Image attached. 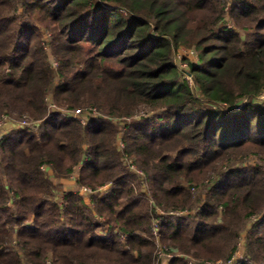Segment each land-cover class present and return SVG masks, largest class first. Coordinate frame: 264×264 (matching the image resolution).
<instances>
[{
  "label": "trees",
  "instance_id": "1",
  "mask_svg": "<svg viewBox=\"0 0 264 264\" xmlns=\"http://www.w3.org/2000/svg\"><path fill=\"white\" fill-rule=\"evenodd\" d=\"M3 114L0 264H264V0H0Z\"/></svg>",
  "mask_w": 264,
  "mask_h": 264
},
{
  "label": "rangeland",
  "instance_id": "2",
  "mask_svg": "<svg viewBox=\"0 0 264 264\" xmlns=\"http://www.w3.org/2000/svg\"><path fill=\"white\" fill-rule=\"evenodd\" d=\"M50 36V34H45V33H43V37H45V39L46 38H48ZM46 53H47V55H48V60L50 61V63H52L55 67L57 66V62L55 61V59H54V57L52 56V52H51V49L48 47V48H46ZM184 55H187V56H189V60L190 61H193V60H195L196 58H195V52H193V54H189V52H186V50L185 49H183V51L181 52V54L180 55H177L176 57H175V62H176V64L182 69V68H186V69H188V67H187V62L186 61H183L182 60V57L184 56ZM187 77L189 78V76L187 75ZM190 81V80H189ZM48 100V99H47ZM84 109H86V107H83ZM54 109V108H53ZM76 110V109H75ZM64 113H68L69 115H71V116H73V117H75L76 118V116L73 114L74 113V111H63ZM145 112H141V116H142V114H144ZM93 116H96V115H93ZM92 117V116H91ZM78 119V118H77ZM2 121V124L0 125V127L3 129L6 125H7V127H8V123H7V121H11V117H9L8 116V114L7 115H4L3 114V116H1V118H0V122ZM22 121H23V119L20 121V124L21 125H24L23 123H22ZM88 121V119L87 120H85V123ZM4 122V123H3ZM19 123V122H18ZM81 123V122H80ZM82 124V123H81ZM118 145L119 146H121L122 147V142L121 141H118ZM256 160H257V157H255L254 155H249L248 157H246V159H245V161H247L248 163H254V162H256ZM238 162V161H237ZM126 166L127 167H129L130 166V164H132V165H134L133 167V169H131L130 168V170H132V171H134L135 172V174L137 175V176H140V177H142V175H143V172H142V170H140L137 166H136V164H135V161H134V158L133 157H131V158H129L126 162ZM44 170H45V172H47V174L48 175H50V177L52 178V181H53V183L55 184V186H56V188H57V193H56V199H55V201L57 202V204L58 205H60L62 202H61V200H63V197H64V194H66V193H68V192H78L80 195H83V197L87 200L86 202H89L90 201V193L92 194L93 192H91L92 191V189L90 188V187H88V186H79L78 184H77V179H78V176H79V167H76L75 169H74V172L72 173V175L70 176V177H68V178H64V179H56V178H54L53 177V175H52V171H50V169H45V167L43 168ZM106 187V186H105ZM85 189H87V191L85 190ZM92 207V206H91ZM157 211H159L158 213H161V212H163L162 211V209H158L157 208ZM152 240H153V242L155 243V246H156V255L157 254H159V252L160 251H162V250H164V249H167V247L166 246H164L162 243H161V241H160V235L159 234H157V235H154L153 234V236H152ZM7 248H15L16 250L18 249L17 248V246H16V241H15V239L14 240H12L8 245H7ZM168 250V249H167ZM239 254H241V256H243V258H244V251H245V249H244V241H243V239H241L240 241H239V243H238V248H237V250H236ZM235 251V252H236ZM169 253V252H168ZM170 253H173V252H170ZM176 254V256L174 257H171V258H169V260L170 259H172V258H176V257H181V258H185L186 259V261H187V263L188 264H198V263H202V262H204L205 260H198V258H196V257H193V256H187L186 255V257H185V254H182V253H180V252H177V253H175ZM54 259H53V257H52V254H50L49 255V257H48V259H47V261H53ZM166 260H167V258H164L162 261L164 262V263H166ZM205 262H209V263H211V264H223L224 262H221V261H217V262H213V261H205ZM52 264H54L53 262H52Z\"/></svg>",
  "mask_w": 264,
  "mask_h": 264
},
{
  "label": "built area",
  "instance_id": "3",
  "mask_svg": "<svg viewBox=\"0 0 264 264\" xmlns=\"http://www.w3.org/2000/svg\"><path fill=\"white\" fill-rule=\"evenodd\" d=\"M229 26V25H228ZM193 52L194 51H190L189 52V54L191 55V54H193ZM98 111H97V109L96 108H92V107H88V108H86V109H84V108H79V109H76V110H74V115L76 116V118H78V120L82 123V124H85V120H87L90 116H93V115H97L98 113H97ZM4 123V122H3ZM22 123L24 124V125H26V124H28V118H24L23 119V121H22ZM2 124V121L0 122V125ZM134 165H132V164H130V168L131 169H133L134 167H133ZM44 168V167H43ZM45 169H46V167H45ZM86 191H87V189H85ZM92 192V191H91ZM61 202H62V200H61ZM160 214H164L163 212H161ZM173 214H175V215H179V214H181V213H173ZM157 223H158V221L157 222H155L154 224H153V227H152V231H153V234L154 235H157L158 234V227H157ZM159 257L160 258H162V259H164V258H167V259H169V258H171V257H175L176 256V254H173V253H168V250L167 249H164V250H162V251H160L159 252ZM241 260H243V256H241V254H239L237 251L232 255V257L226 262V263H223V264H239L240 263V261ZM47 264H52V262L51 261H47ZM198 264H211V263H209V262H200V263H198Z\"/></svg>",
  "mask_w": 264,
  "mask_h": 264
}]
</instances>
